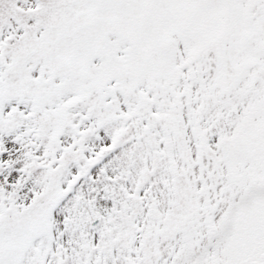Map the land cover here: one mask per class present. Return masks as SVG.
I'll return each instance as SVG.
<instances>
[{
  "label": "snow or ice",
  "instance_id": "6c2138e0",
  "mask_svg": "<svg viewBox=\"0 0 264 264\" xmlns=\"http://www.w3.org/2000/svg\"><path fill=\"white\" fill-rule=\"evenodd\" d=\"M0 264H264V0H0Z\"/></svg>",
  "mask_w": 264,
  "mask_h": 264
}]
</instances>
